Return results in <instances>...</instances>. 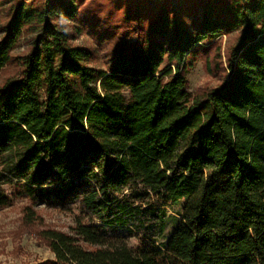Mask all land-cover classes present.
<instances>
[{
  "label": "trees",
  "instance_id": "trees-1",
  "mask_svg": "<svg viewBox=\"0 0 264 264\" xmlns=\"http://www.w3.org/2000/svg\"><path fill=\"white\" fill-rule=\"evenodd\" d=\"M141 1L102 67L61 24L81 0L11 4L0 69L31 37L0 86V207L78 208L71 234L43 232L51 264H264V0H196L186 16ZM229 34L222 81L190 94L186 73Z\"/></svg>",
  "mask_w": 264,
  "mask_h": 264
},
{
  "label": "rangeland",
  "instance_id": "rangeland-1",
  "mask_svg": "<svg viewBox=\"0 0 264 264\" xmlns=\"http://www.w3.org/2000/svg\"><path fill=\"white\" fill-rule=\"evenodd\" d=\"M165 1H141L140 10L144 14H152L155 6ZM174 1L170 0L171 6ZM133 2L134 0H81L78 19L74 22L61 23L73 38V45L85 47L91 52L92 66H104L110 52L125 40L126 28L132 26V23L124 22V13L129 7L132 12L135 10ZM178 2L181 3L178 10L180 16H186L197 9L196 0H178ZM15 3L16 0H0V38L1 28L8 19L9 7ZM149 8L152 10L149 11ZM30 37L25 35L19 40L18 45L11 52L10 61L0 69V86L19 74L21 68L17 58L28 51ZM234 39L235 34L222 35L214 41L205 54L200 55L194 67L186 73L190 94L202 93L222 81L226 74L227 51ZM7 193L11 194L10 189H7ZM183 204V199L166 203L168 220L165 238L179 224ZM28 208L34 212L32 221H29ZM79 215L78 208L61 211L43 204L32 206L27 198L12 196L7 205L0 207V264H51L54 255L48 247L43 232L56 230L71 234L74 220ZM127 244L136 246L138 243L137 240L130 239ZM163 264L182 263L168 258Z\"/></svg>",
  "mask_w": 264,
  "mask_h": 264
},
{
  "label": "clouds",
  "instance_id": "clouds-1",
  "mask_svg": "<svg viewBox=\"0 0 264 264\" xmlns=\"http://www.w3.org/2000/svg\"><path fill=\"white\" fill-rule=\"evenodd\" d=\"M63 23V21H61Z\"/></svg>",
  "mask_w": 264,
  "mask_h": 264
}]
</instances>
